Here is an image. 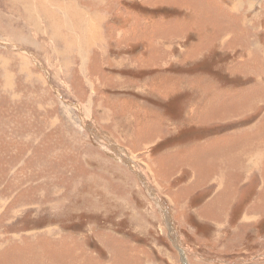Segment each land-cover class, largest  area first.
Wrapping results in <instances>:
<instances>
[{"label":"rangeland","instance_id":"1","mask_svg":"<svg viewBox=\"0 0 264 264\" xmlns=\"http://www.w3.org/2000/svg\"><path fill=\"white\" fill-rule=\"evenodd\" d=\"M42 3L101 20L0 0V264H264V0Z\"/></svg>","mask_w":264,"mask_h":264},{"label":"bare ground","instance_id":"2","mask_svg":"<svg viewBox=\"0 0 264 264\" xmlns=\"http://www.w3.org/2000/svg\"><path fill=\"white\" fill-rule=\"evenodd\" d=\"M21 2L22 4L20 8L22 7V15L25 18V20L28 23H30L32 26L37 28L38 30V27L40 28L41 22L40 21L33 22L32 18L35 19L39 13L44 14L48 18L47 21H44V29H46L49 32L48 37L51 40H55L56 42L59 41L61 44H66L65 41L67 38L65 36V29H66V24H68L69 22V19H68L69 16H75V14L90 15L92 19L89 22V27L94 26L96 27V30H98L99 20H101V15H98L95 12H91V11L90 13H86L85 9L81 7L80 5H72L68 7H63L66 5L61 4L59 5L57 9L54 8L53 10H51L44 6V4L42 3V0H21ZM79 22H80V17L75 18V23L79 24ZM82 26L79 27V30H77L76 33L83 34ZM121 39H124V38L118 36V40H121ZM68 41L74 45L77 43L78 47L83 46V43H78V40H74V38ZM88 46H89L88 50L89 48L93 47V45H88ZM78 47L76 48V51H78L76 52L78 54V59L80 60V63H85V61L83 60V57L85 55L84 47L82 49ZM86 54L87 56L89 55L88 52H86ZM118 61H121V60H118Z\"/></svg>","mask_w":264,"mask_h":264},{"label":"water","instance_id":"3","mask_svg":"<svg viewBox=\"0 0 264 264\" xmlns=\"http://www.w3.org/2000/svg\"><path fill=\"white\" fill-rule=\"evenodd\" d=\"M182 258L184 259L185 258V256L182 254Z\"/></svg>","mask_w":264,"mask_h":264},{"label":"crops","instance_id":"4","mask_svg":"<svg viewBox=\"0 0 264 264\" xmlns=\"http://www.w3.org/2000/svg\"><path fill=\"white\" fill-rule=\"evenodd\" d=\"M234 1V0H233Z\"/></svg>","mask_w":264,"mask_h":264}]
</instances>
